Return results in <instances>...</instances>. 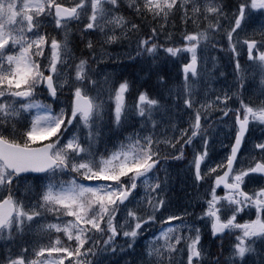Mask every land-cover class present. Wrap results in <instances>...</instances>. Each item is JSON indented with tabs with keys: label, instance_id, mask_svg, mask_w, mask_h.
Returning a JSON list of instances; mask_svg holds the SVG:
<instances>
[{
	"label": "snow or ice",
	"instance_id": "snow-or-ice-1",
	"mask_svg": "<svg viewBox=\"0 0 264 264\" xmlns=\"http://www.w3.org/2000/svg\"><path fill=\"white\" fill-rule=\"evenodd\" d=\"M0 264H264V0H0Z\"/></svg>",
	"mask_w": 264,
	"mask_h": 264
},
{
	"label": "rangeland",
	"instance_id": "rangeland-1",
	"mask_svg": "<svg viewBox=\"0 0 264 264\" xmlns=\"http://www.w3.org/2000/svg\"><path fill=\"white\" fill-rule=\"evenodd\" d=\"M169 66H170V65H169ZM169 66H168V67H169ZM111 68H114V67H111ZM111 68H110V70H111ZM114 69L119 70V67L114 68ZM178 70H179V69H178ZM176 76H177V75H172V78L175 79ZM141 81H145V80L141 79ZM217 86H218V87L221 86V82H217ZM256 135H259V133L257 132ZM221 139H223V136H221ZM217 151H218V152H223V151H226V149H224V148H222V147H220V146L218 145V146H217ZM221 158H222V157H221ZM170 171H179V170H177V169H170ZM181 174H182V173H181ZM189 191H191V189H189ZM181 202H182V200H181ZM178 210H179L178 208H173V211H178ZM157 227H159V226H157ZM154 230H155V229H154Z\"/></svg>",
	"mask_w": 264,
	"mask_h": 264
},
{
	"label": "trees",
	"instance_id": "trees-1",
	"mask_svg": "<svg viewBox=\"0 0 264 264\" xmlns=\"http://www.w3.org/2000/svg\"><path fill=\"white\" fill-rule=\"evenodd\" d=\"M134 71H135V68H130V70L128 71V74L130 73V76L135 78ZM137 82H138L137 84L138 87L139 86L151 87L154 83V81H141V82L137 81Z\"/></svg>",
	"mask_w": 264,
	"mask_h": 264
}]
</instances>
